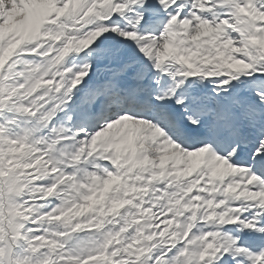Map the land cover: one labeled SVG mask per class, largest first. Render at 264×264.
Here are the masks:
<instances>
[{
  "label": "snow or ice",
  "instance_id": "1",
  "mask_svg": "<svg viewBox=\"0 0 264 264\" xmlns=\"http://www.w3.org/2000/svg\"><path fill=\"white\" fill-rule=\"evenodd\" d=\"M0 264H264V0H0Z\"/></svg>",
  "mask_w": 264,
  "mask_h": 264
}]
</instances>
